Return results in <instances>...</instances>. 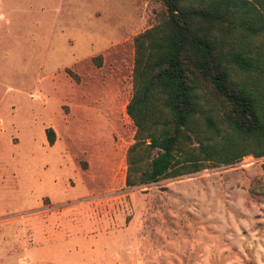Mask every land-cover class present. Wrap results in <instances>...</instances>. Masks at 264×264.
<instances>
[{
	"label": "rangeland",
	"instance_id": "1",
	"mask_svg": "<svg viewBox=\"0 0 264 264\" xmlns=\"http://www.w3.org/2000/svg\"><path fill=\"white\" fill-rule=\"evenodd\" d=\"M132 1L0 0V264H264V156L124 184Z\"/></svg>",
	"mask_w": 264,
	"mask_h": 264
},
{
	"label": "trees",
	"instance_id": "2",
	"mask_svg": "<svg viewBox=\"0 0 264 264\" xmlns=\"http://www.w3.org/2000/svg\"><path fill=\"white\" fill-rule=\"evenodd\" d=\"M159 2L132 38L126 186L264 156V0Z\"/></svg>",
	"mask_w": 264,
	"mask_h": 264
},
{
	"label": "crops",
	"instance_id": "3",
	"mask_svg": "<svg viewBox=\"0 0 264 264\" xmlns=\"http://www.w3.org/2000/svg\"><path fill=\"white\" fill-rule=\"evenodd\" d=\"M105 1H107V0H98L99 4H104ZM134 2H135V0L132 1V4H135ZM56 3H57V0H34V9L36 8L35 9V10H37L36 13L40 14L41 16L45 15V19H46V18H49V17H47V13H46V6H48V5L51 6V4H53L52 8H54ZM133 10L131 11V13H133ZM54 12H55L54 9H52V11L49 14H52ZM7 16H8V12L7 13L6 12H2L0 14V29H1L0 30V38H1L0 39V41H1L0 43H3V39L2 38L4 36V31H3V29H4V21L6 22L5 27H8V20H7L8 17ZM50 21H51L50 19H47L48 23L46 24V27L50 28V30H51L50 26L52 24H51ZM49 40H50V37H49ZM49 40L40 41V44L46 48L48 45H50L51 40L50 41ZM6 43H7V41H6ZM5 54L7 55V53H5ZM2 75H3V72L1 71L0 72V76L2 77ZM6 76H7V74H6Z\"/></svg>",
	"mask_w": 264,
	"mask_h": 264
}]
</instances>
